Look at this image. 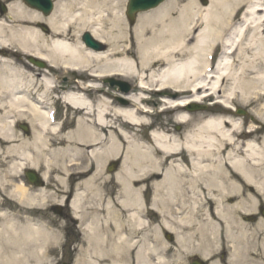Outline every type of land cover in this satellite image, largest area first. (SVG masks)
<instances>
[{
	"label": "bare ground",
	"instance_id": "6f19581e",
	"mask_svg": "<svg viewBox=\"0 0 264 264\" xmlns=\"http://www.w3.org/2000/svg\"><path fill=\"white\" fill-rule=\"evenodd\" d=\"M123 3L55 0L52 12L44 17L11 1L9 25L0 14V262H40L48 257L53 242L52 234L42 231L29 216L8 221L4 210L6 197L32 207L45 199V194L24 183L10 188L22 180L28 166H43L45 180L51 177L52 164L59 165V174L76 171L83 177L87 159L94 162L96 174L105 159L119 157L116 181L125 189L124 208L134 207L128 217L135 230L146 222L140 214V194L147 182L143 180L148 179L154 191L151 209L162 215L166 229L183 228V234L176 232V242L184 244L192 235L189 226L199 201L190 202L187 209L186 195L178 186L180 163L168 162L183 151L193 172L190 189L203 198V206L211 204L204 212L209 221L198 234L203 248L210 241L204 228L218 229L213 218L230 224L225 232L231 237L247 234L242 218L234 215H250L258 197L264 200V136L259 135L264 124V0H208L207 5L197 0H165L139 13L133 27L124 22ZM42 23L49 30L40 29ZM83 31L107 43V48L86 47L80 40ZM36 59L47 67L37 66ZM63 73L74 79L73 85L62 86L57 78ZM106 76H119L133 88L113 90L109 96L106 90H98ZM149 93L158 97L151 99L157 112L169 111L172 123L184 127L179 132L171 130V125L151 130L153 148L134 134L138 127L149 125L150 113L141 105ZM51 95L69 110L68 121L48 124L45 103ZM204 99H212L218 111L188 110V104ZM237 106L248 107L247 119L236 117ZM20 120L31 127L27 137L16 130ZM60 124H67V129L56 134ZM162 162H168L164 170ZM95 174L77 180L69 200L73 219L86 232L89 248L84 254L97 257L98 264H134L130 244L119 235L126 228L117 214L98 225L96 216L86 222L87 215L80 209ZM134 182L140 184L136 189ZM172 214L178 216L173 225L163 218ZM233 225L239 228L233 231ZM239 256L242 251L229 245L228 261ZM135 257L138 264H164L155 251L139 250ZM155 257L157 263L152 262Z\"/></svg>",
	"mask_w": 264,
	"mask_h": 264
},
{
	"label": "rangeland",
	"instance_id": "374dc122",
	"mask_svg": "<svg viewBox=\"0 0 264 264\" xmlns=\"http://www.w3.org/2000/svg\"><path fill=\"white\" fill-rule=\"evenodd\" d=\"M0 1L6 5V11L3 14H1V19L6 25H9L11 23V18H10L11 14L9 13V10H8V4L11 1L19 2L23 6L28 7L22 2V0H0ZM197 1L200 5L208 4V0H197ZM126 3H127V0H124V3L121 6L120 11L122 13V17L124 19L125 24H128L131 27H133L135 25L138 14L136 15L134 25L132 26L129 23L125 15ZM42 25H45V24H42ZM80 38H81V35H80ZM107 46L108 44H106V47ZM64 74L65 73L61 75H64ZM70 80L67 82H62V84L64 86H70L72 84ZM100 86H101V91L103 92L106 90L107 95L109 96H113L112 91L117 90L116 87H111L109 84H101ZM50 97L51 99L49 100V102L51 104L49 105L55 106L58 110V113L60 110L59 116L63 117L64 108H65L64 104L60 101H56L53 95H51ZM151 97L155 98L154 96H151ZM146 99H147V102H150L149 107L152 108L151 115L153 116L158 115L156 116V118L162 119L164 121V125H170L171 119L169 115L167 114L168 117L160 116L159 114H163L164 112L163 111L157 112L156 107H154L151 104V98L149 97V95H147ZM212 104H213L212 99H204L203 103H200V105L206 106L203 112L205 111L217 112L218 109L213 107ZM238 110H243L245 113L243 115H240L238 114ZM167 112L170 113L169 111ZM233 113L238 115L236 117L240 116V117H244L245 119H247L249 110H248V107L237 106L236 110H233ZM152 117H150V119L153 121V123H155L157 119L154 117L152 118ZM66 121H68V118L66 119ZM20 123H25L28 126L29 131H31V127L27 121L20 120L19 124ZM16 130L18 131V133H22L26 137L30 134V133L26 134L18 127L16 128ZM147 130L148 128L138 127V129H136V131L134 132L135 138H139V137L148 138ZM259 133H260L259 134L260 136H264V124ZM107 160L109 161V158ZM60 162L62 161H59L57 163L59 164ZM58 167L59 165L52 164L51 169L52 170L54 169L53 171L54 174L57 173V172L55 173V171L57 170ZM73 168H76V166H74ZM38 170L43 171V166H40L39 169H36V171ZM52 170H50V172H52ZM106 172L107 174H109L107 179L112 180L110 177L111 173H109L108 171ZM60 175H63V174L60 173ZM21 178L25 179L23 173H22ZM118 179L119 178H117V180ZM49 182L53 183L55 181H53L51 177ZM21 183H22V180L14 181L13 184L10 185V188L13 189L12 186H14L15 184H21ZM107 184H109V182H107ZM196 184H197V187H199L200 185L199 179H197ZM96 185H99V182H97ZM122 186L123 185L120 183L119 185H117L118 188L121 187L118 191L112 190V188L108 187L107 185L105 186V188L94 189V190L90 189L87 192V197L85 199V202L80 209L82 212H84L87 215L86 222H93L94 217L96 216L98 225H101V219L108 221L112 214H117L118 219H120L121 224L125 226L126 228L124 231L121 230L123 231L124 234H119V235H122L123 237H125V240L130 244V246H128V249H130L132 256L134 257V264H138V261L136 260L135 256H136L137 251L139 250H143L148 254L149 253L151 254V251H155V253L162 256L163 260L161 261H163L164 264H190L189 263L190 257L193 256L194 254L200 258L202 256L205 258H208L206 262L217 261L218 264H241L244 262L241 260L247 261V263H244V264H264V258H263L264 254L261 249V245H262L261 236L264 230H263V225L261 223V219L258 214L260 196L258 197L255 205L252 207L251 211L249 212L250 215H247V216L244 215L243 217L237 216V214L234 215V217H238L239 219L242 218V222L244 223L243 224L244 227H246L247 234H233V236L231 237L227 235L225 232L227 226H229L230 224L226 225L224 222L218 221L219 222L217 224L218 229L204 228L205 230L203 231V233L209 235L210 241H209V244L205 246V248H203L200 245V235L198 234H202L203 229H200V228H203L204 225L209 221L208 219H206L205 213H204L207 210L208 206L207 205L203 206L202 205L203 201H200L198 203L196 212L193 213L194 216L192 217V222L190 223V226H189L190 232H191L190 234L192 235L190 236L188 240L185 241L184 244H180L176 242L175 239L173 242H170L164 237V234L162 233L165 232V228H164L163 223L161 222L160 215L157 216L158 220L156 218H154L153 220L150 218L149 222H146L145 224H143L140 229L135 230L136 228L132 220L130 221L128 217L129 213L133 211L134 207L124 208L121 200H119V199H123L125 195V189H123ZM145 187L146 189L142 190L141 192V199H142V194H143V200H142L143 209L141 210L140 214L143 216V218L150 217L151 211L148 212L149 211L148 205H149L150 194L151 193L153 194L154 192L152 189L153 187L151 183L150 184L146 183ZM181 189H183L181 192H183L184 194L187 193L188 191L189 193L192 192V190H188L186 186H182ZM32 190H33V187H32ZM35 190L36 191L34 192L36 193L45 194V199L42 200L39 205L32 207V206H28L25 204H19L15 199L13 198L9 199L8 197L5 198V201L3 204L5 208L4 210L6 211V216L9 219L8 221H13L14 220L13 217H16V216H29L33 220V223H35V225L39 224V227L42 229V231L46 230L47 232L52 234L51 238L53 242L49 243L50 251H49L48 257L45 260H42L40 262H36V263L31 262L30 264H61V260L62 259L66 260L68 256L69 257L71 256V254H73L74 259L76 258V260L73 263L86 264L87 260H83V259L87 257H92L93 260H95L94 264H98L99 262L96 260L97 257L91 254H88V255L84 254V250L88 249L89 245L85 241L86 232L83 229V225L81 224L80 221L73 220L71 216L72 209L70 208V205H68L67 203L63 205V203L65 202L64 201L65 196L68 195V197H70L73 190L66 191V192H64L65 190L58 191L56 189L54 190V188L50 187L49 185L45 186L44 188L42 187L40 189L36 188ZM59 194H60V199L57 198L59 197L58 196ZM114 194H116V198H113V200H111L110 198ZM163 194L164 193L162 190L158 191V195H161L163 197L164 196ZM2 197L3 196H0V201ZM186 199H189V196L186 195ZM58 200H60L62 204L61 205L62 209L60 212H57L52 209V206L55 203H57ZM187 209L190 210L189 203H187ZM26 211H29V213H27ZM109 211L111 212V214L109 213ZM176 216L177 215L175 214H172L171 216L165 215V219L167 218L166 220H169L170 223L173 225V223H175ZM214 220L216 219L213 218L211 221L213 225L215 223ZM130 228L134 229V233L132 234L130 233L131 231ZM238 228H239L238 225L232 226L233 231H235ZM176 230H177V233L179 234L184 233V231H182L183 230L182 227L177 226ZM65 234H74L75 237L78 234L79 237L78 239L66 238ZM102 235H105V234H102ZM175 235L177 234L173 233L174 238H175ZM116 239L117 237L115 236L114 240ZM231 244L237 246L242 251V256H239L238 258L232 261H228L229 245ZM221 251L222 253H220ZM223 251L226 252L225 255L223 256L224 258H219L220 254H223ZM152 262L157 263L158 262L157 258L155 257L152 260ZM0 264H11V263L10 262L8 263L0 262Z\"/></svg>",
	"mask_w": 264,
	"mask_h": 264
},
{
	"label": "water",
	"instance_id": "95a60500",
	"mask_svg": "<svg viewBox=\"0 0 264 264\" xmlns=\"http://www.w3.org/2000/svg\"><path fill=\"white\" fill-rule=\"evenodd\" d=\"M27 4H29L30 6L33 7H37L39 9H41L45 14L48 13L51 9V2L50 0H24ZM160 1L162 0H129V5H128V15L130 17V19L133 18L134 12L138 11V10H142V9H147L150 7H153L155 5H157ZM2 11L4 10V8L2 7L1 9ZM83 40L85 41V43L91 47H94L96 49H100L102 48V46H100L98 43H96L95 41H93L90 36L88 35V33H85L83 36ZM42 65V64H40ZM196 107H192V109H195ZM23 130H27L26 126H22ZM28 179L35 183L36 185L39 184V179L36 176V174L32 171H29L26 173ZM193 264H200L198 262H194Z\"/></svg>",
	"mask_w": 264,
	"mask_h": 264
},
{
	"label": "flooded vegetation",
	"instance_id": "af4514ba",
	"mask_svg": "<svg viewBox=\"0 0 264 264\" xmlns=\"http://www.w3.org/2000/svg\"><path fill=\"white\" fill-rule=\"evenodd\" d=\"M101 83H103V84H107L108 82L106 81V79L105 78H102V80H101ZM116 85V84H115ZM115 85H110V86H115ZM117 87H118V89H120V86H118V85H116ZM121 90V89H120ZM158 127H154V129H157ZM159 128H161V127H159ZM181 130H183L184 129V127L182 126L181 128H180ZM170 160H172V159H168V162H170ZM186 158L184 159V166L186 167ZM167 162V163H168ZM166 162H162V164H161V168H162V170L165 168V165L167 164ZM104 164V163H103ZM87 168H86V173L83 175L84 177L83 178H90L91 176H92V174H95V165H94V163L93 164H91L90 162L89 163H87ZM114 174V173H113ZM181 178H185L184 176H180ZM75 178H77L76 180H78L80 177L79 176H76ZM105 178H106V172H105V170H103L102 171V178L100 177V175L98 174V172L95 174V178H93L94 180H98L99 181V183H102V185H105L107 182H106V180H105ZM159 178V177H158ZM76 180L74 179L73 180V184L76 182ZM110 182H109V184H106L108 187H111L112 189H114V190H116L117 189V185H116V183H117V181H116V179H114V178H112V180H109ZM144 181H147V182H150V181H148V179H145V180H143V182ZM140 184H139V182H135L134 183V187H138ZM260 214H261V216H263V218H264V208H261V211H260ZM262 251H263V254H264V236H263V244H262ZM264 258V257H263ZM72 262H73V257L71 256L70 258H69V260H68V263L67 264H72Z\"/></svg>",
	"mask_w": 264,
	"mask_h": 264
}]
</instances>
